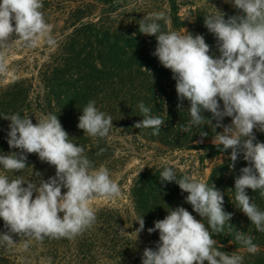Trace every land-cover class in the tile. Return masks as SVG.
Here are the masks:
<instances>
[{
  "label": "trees",
  "instance_id": "obj_1",
  "mask_svg": "<svg viewBox=\"0 0 264 264\" xmlns=\"http://www.w3.org/2000/svg\"><path fill=\"white\" fill-rule=\"evenodd\" d=\"M43 3L42 11L53 25L58 43L55 48L42 44L28 62L24 56L15 60L14 78L0 80V153L19 152L8 145L10 121L4 119L5 116L27 114L36 123V118L55 114L70 139L85 149L94 165L110 170L127 204L94 202L95 224L72 240L32 241L29 250L24 252L23 238L13 235L17 243L11 249L0 245V264H48V258L51 264H142L144 249L155 250L159 242L158 231L149 234L147 229L163 219L169 209L182 206L202 220L186 202L188 194L182 192L177 183L163 184L159 178L164 166H173L177 178L183 174L194 176L190 172L175 165L157 163L146 165L123 180L120 174L133 156L132 151L147 144H157L171 151L195 152L201 176L205 174L208 161L221 159L205 179L198 178L224 194V210L233 214L229 223L236 230L252 235L259 252L247 253L227 230L213 235L216 247L227 253L239 252L244 257L243 264H264V233L256 231L249 218L235 206V177L242 167L248 166L247 161L241 155L235 168H230L231 150L222 152L212 142L223 128L213 129L205 124L183 131L190 119L187 112L190 104L185 100L182 108L177 107L180 102L172 73L152 55L156 38L141 34L138 25L144 15L163 11L167 23L159 21L162 30L182 33L186 29L193 35H203L210 54L218 57L216 38L205 27L204 16L218 9L227 18L238 14L237 9L225 0H43ZM184 8L188 11L185 17L181 13ZM90 100L112 117L113 127L104 139L89 137L77 127L79 116ZM140 102L151 108L152 115L165 120L158 136L152 135V129L134 127L143 118L138 108ZM203 115L211 118L207 111ZM222 123L230 124L231 118L225 117ZM202 132L207 136H201ZM254 134L257 141L264 142V132L254 130ZM100 149L104 151L100 153ZM26 155L28 166L23 171L4 173L0 168V174L8 175L9 179L22 177L36 184L40 179L55 176L54 166L42 162L37 154ZM64 191L66 189H62ZM246 192L264 210V198L259 192L251 189ZM141 217L145 227L137 236L136 220ZM6 231L0 218V234Z\"/></svg>",
  "mask_w": 264,
  "mask_h": 264
},
{
  "label": "clouds",
  "instance_id": "obj_2",
  "mask_svg": "<svg viewBox=\"0 0 264 264\" xmlns=\"http://www.w3.org/2000/svg\"><path fill=\"white\" fill-rule=\"evenodd\" d=\"M225 2L231 3L238 14L226 18L217 9L204 16L205 27L216 38L218 57L210 54L203 35H193L186 29L183 34L162 30L159 21L167 23L163 11L144 15L138 23L139 32L155 36L157 44L152 55L172 73L180 102L177 107L182 108L185 100L190 104V119L183 131L205 124L213 129L223 128L212 142L222 152L231 150L230 168H235L241 155L247 161L248 166L242 167L235 177V206L256 231L264 233V210L246 192L251 189L264 198V142L257 141L254 134V130L264 132V0ZM43 8V0H0V75L8 73L7 54L14 47L33 50L42 44L57 46L53 25L47 21ZM138 108L143 118L134 127L152 129V135L158 136L165 120L152 115L151 108L143 102ZM205 111L211 113V118H205ZM29 117L19 113L4 117L10 121L8 145L19 152L0 153V168L4 173L21 172L28 166L26 154H37L42 162L55 167V176L36 184L0 174V218L7 229L0 234V245L11 249L17 243L13 239L16 235L23 238L24 252L32 241L72 240L82 235L97 220L93 201L101 197L112 200L122 194L110 170L94 165L85 149L70 139L57 115L41 116L36 123ZM225 117L231 118L230 124L222 123ZM77 127L89 137L104 139L113 120L90 100ZM201 136L207 133L202 132ZM103 151L100 149V153ZM159 178L163 184L177 183L188 194L186 202L202 220L182 206L169 209L163 219L147 229L149 234L158 231L159 242L155 250L144 249L142 264H243L244 257L239 252L227 253L216 247L213 235L226 230L247 253L259 252L252 235L229 223L233 214L224 210V194L214 185L189 174L177 178L173 166H164ZM136 221L138 236L145 221L143 217Z\"/></svg>",
  "mask_w": 264,
  "mask_h": 264
},
{
  "label": "rangeland",
  "instance_id": "obj_3",
  "mask_svg": "<svg viewBox=\"0 0 264 264\" xmlns=\"http://www.w3.org/2000/svg\"><path fill=\"white\" fill-rule=\"evenodd\" d=\"M215 2H213L214 4ZM212 4V6H213ZM184 17L187 16L188 11L186 8L182 9L181 12ZM182 32L181 34H183ZM37 49L29 50L26 48L21 47H14L8 54H7V61L9 64V71L6 75H0V80L8 81L9 79L14 78V61L20 60L24 56V58L27 60H31V58L35 55L37 52ZM27 60V62H28ZM23 67V64L22 66ZM127 148H130L129 146H126ZM133 150V148H131ZM133 156L129 157L128 162L124 168V171L120 174L125 181V179H128L132 177L134 172L140 168L145 167L146 165H153L157 163L161 164H168V165H175L180 167L182 170L190 172L193 174L196 178L201 176V167H199V164L196 162L197 160V154L195 152H180V151H171L167 148L160 147L157 144H147L146 146H141L140 148L136 149V151H132ZM221 159L214 160V161H208L205 165V171L204 176L201 177L205 179L207 175L209 174L211 168L216 164L219 163ZM198 178V180L201 179ZM110 201L111 203H114L116 205L118 204H127L126 199L123 195H121L118 198L107 200L104 198H97L93 201L94 202H105Z\"/></svg>",
  "mask_w": 264,
  "mask_h": 264
}]
</instances>
